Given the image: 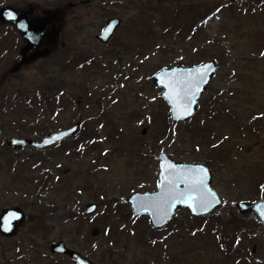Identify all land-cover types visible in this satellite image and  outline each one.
<instances>
[{
    "label": "rangeland",
    "instance_id": "374dc122",
    "mask_svg": "<svg viewBox=\"0 0 264 264\" xmlns=\"http://www.w3.org/2000/svg\"><path fill=\"white\" fill-rule=\"evenodd\" d=\"M261 1V6L250 3L245 11L239 5L231 13L230 0H46L49 10L56 3L65 8L58 26L67 39L68 56L73 61L90 56L91 61L74 71V66L67 68L59 59H46L19 73L3 74L17 53L0 54V211L17 206L26 214L13 238L0 236V264H75L50 254V245L59 241L94 264H264V226L251 215L239 214L235 207L241 201L264 200ZM33 2L44 1L0 0V8ZM188 5L196 7L189 23L184 21ZM206 9L214 14L210 21L194 20L193 16ZM113 17L121 19V26L103 45L96 35ZM216 32L227 42L223 49L212 48L207 58L201 48L207 47V36ZM126 41L130 48L137 44L138 51L128 52ZM200 59L215 60L217 71L194 116L172 124L161 89L151 77L162 68L191 67ZM98 65L104 69H96ZM54 75H62L68 84L72 79L76 83L74 89H67L60 110L50 112V107L39 105L45 96L38 90L47 76ZM76 77L88 78L87 88L82 87L87 91H79ZM165 121L177 133L193 126L199 132H192L193 140L191 136L178 138L168 133ZM75 123L80 128L72 138L43 151L30 147L13 151L6 146L10 139L39 140L45 133ZM28 125L39 131L37 136L21 134ZM212 145L217 149H211ZM161 152L178 162L174 152L183 162L205 164L206 158L214 159L209 160L211 167L205 165L223 201L218 210L202 217H191L182 210L157 233L147 216L132 215L126 197L155 191ZM88 203H97L98 209L85 216ZM31 214L41 216V225L27 219ZM235 214L239 223L227 226L224 234L216 219L226 222ZM251 220L257 225L250 224ZM238 228L241 253L234 259L236 254L229 250L233 230ZM148 242L153 250L146 248Z\"/></svg>",
    "mask_w": 264,
    "mask_h": 264
},
{
    "label": "water",
    "instance_id": "95a60500",
    "mask_svg": "<svg viewBox=\"0 0 264 264\" xmlns=\"http://www.w3.org/2000/svg\"><path fill=\"white\" fill-rule=\"evenodd\" d=\"M108 1V0H102ZM242 3L249 0H230ZM59 13L38 19L28 24L24 16L17 15L9 7L0 8V24L12 23L20 31L27 45L22 49V56L28 50L33 37L40 35L58 18ZM121 25L118 17L106 21L102 31L96 39L102 44H108ZM33 27V28H31ZM37 30L34 31V30ZM25 63L22 61L12 69L16 71ZM217 71L215 60H207L200 64L183 67L175 65L171 68H162L156 71L151 81L161 89L160 97L169 108L172 124L189 121L195 114L199 100L207 90L209 82ZM80 124L63 130L43 134L40 140L30 138H13L6 142V146L13 151H20L32 147L38 152L43 151L65 139L72 138L79 130ZM146 132L142 130V135ZM159 172L155 191L133 192L126 197L130 211L135 218L147 216L150 226L161 230L181 210L187 211L191 217L212 215L222 205L221 197L212 187V173L208 166L202 163L178 162L167 153L161 152ZM236 210L241 215H251L264 226V200L255 202L241 201L236 203ZM98 209L97 203H88L85 206V216H90ZM26 220V214L17 206L3 208L0 211V236L4 239L13 238ZM50 254L69 258L75 264H94L92 260L78 251L69 248L63 241L51 244Z\"/></svg>",
    "mask_w": 264,
    "mask_h": 264
},
{
    "label": "flooded vegetation",
    "instance_id": "af4514ba",
    "mask_svg": "<svg viewBox=\"0 0 264 264\" xmlns=\"http://www.w3.org/2000/svg\"><path fill=\"white\" fill-rule=\"evenodd\" d=\"M42 1H44L43 4H37L33 2L29 4L23 3L21 7H18L17 4L6 6L13 9L17 15L24 16L28 24H32L38 19L48 17L52 13H59V15L56 21L48 27H45L44 31L40 35H38L36 29L34 30L37 32V36L33 37V41L29 45L24 56H22L21 51L26 47L27 42L21 35L19 29L12 23L0 24V54L3 51H10V54L12 53V55L17 53V56H13L12 58V65L9 66V68L6 69L3 74L19 73L26 67L38 64L42 61H45L46 59H59V61L62 62L61 64L65 65V67L70 68L74 66V69L78 68V70L81 69V66L85 64V61H83L85 59L84 55H81L79 59L74 57V61L70 56H68L71 51L67 50V39L60 33L62 26H58L61 20L60 18L65 16L66 12L65 8L62 6V3H56L54 10H49L46 8V0ZM66 6L69 8L73 7L71 3H67ZM23 58L25 63L16 71L12 72V69L16 67ZM88 58L91 57L88 56ZM39 67L42 68L41 65Z\"/></svg>",
    "mask_w": 264,
    "mask_h": 264
},
{
    "label": "trees",
    "instance_id": "16d2710c",
    "mask_svg": "<svg viewBox=\"0 0 264 264\" xmlns=\"http://www.w3.org/2000/svg\"><path fill=\"white\" fill-rule=\"evenodd\" d=\"M254 2L255 3H258L259 6H261L263 4V2L261 0H250V1L244 2V3H230L228 5V8H230L229 11L231 13H234V9H233L234 7L239 6V5H244L242 7H244V10L246 11L247 9L250 8V5L249 4L250 3H254ZM221 7H218L217 9H215L216 10L215 17H218L217 14H218V12H220L219 9ZM185 9H188L189 12L185 13V15H184V21H186V22L189 23V21L191 20L190 14L192 12V9L193 10H196V7L195 6H192V5H190V6L188 5L187 7H185ZM239 9H240V7H239ZM176 14H177V12L175 13V15ZM213 15L214 14L212 12H209V9H206L205 12H202L200 14L198 13L196 16H193V17H194V20L196 19V21L199 20V19H202L203 22L204 21L207 22V21H210L212 19ZM195 26H196L195 23H193L192 24V28L194 29V31L196 29ZM182 27H185V25H182ZM190 27L188 28V32L190 30ZM167 30H169V29H167ZM179 30H183V28L182 29H179ZM144 31H146V30H144ZM164 32H166V31H164ZM192 33H194V32L192 31ZM220 35H221L220 33H217L216 32V33H212L210 36L209 35L207 36V38H208V45H207L206 48H204V47L201 48V49H205L207 51L206 52L207 58L209 57V55L212 54V52H214V50L212 48H217V49L220 50V49H223L225 47V44H226L227 41L224 38H222ZM125 46L128 48L127 49L128 52L135 53V52L138 51L137 50L138 49L137 44L133 45V48H130V46H131L130 42L126 41ZM193 49H194V51L198 55L201 56L198 46H194ZM115 57H118V56H115ZM83 61H85V64L81 66V69H84L85 68V65L87 63H89L91 61V59L87 57ZM201 62H202V60L200 59V62L199 63H201ZM181 64H183V63H181ZM193 65H195V64H192V66ZM100 68H103V67H101L100 65H98L96 67V69H100ZM73 70L74 71L75 70H78V68L73 69ZM61 72H62V69H61ZM76 79L79 81V84H78L79 91H87V90H82L83 89L82 87L85 86V84L87 83L86 82L87 81L86 79H88V78H77L76 77ZM65 81L66 80L64 79V77L62 75H60V76H55V75L54 76H47V80L43 84H41V86L39 87V90H38V93L40 94V96H42V97L45 96V99H42V98L39 99V105H45L46 108L50 107V110H49L50 112H54L55 110H60V108L62 107V106H60L61 102L63 101V99L67 98V95H65L67 89L68 88L74 89V83H76V82H74V79H72V82L69 83V84L67 82H65ZM84 88H87V87L85 86ZM210 111L211 110H209V113H210ZM165 124L167 125V128H168L167 131H168V133H171V134H173L175 136L178 135V138L179 137H182V136H184V137L191 136V138L193 140V138L195 136L193 137L192 132L193 131H198L199 132V130L196 129L195 126H193L190 129H188V128H181L179 130V132L177 133V132H175L176 129H171V126H170V124H169L168 121H165ZM21 131H22L21 134H23L24 136L25 135L26 136H37V134L39 133V131H35L34 132V130L31 127H29V125L26 128L23 127V130H21ZM75 139H77V138H75ZM154 139H155V136H154ZM165 139H168V138L165 137L162 140H165ZM183 141H185V140H183ZM84 144H85V146L87 145L86 146V148H87L88 147L87 141H85ZM91 145H93V142L91 143ZM79 149L81 151L82 146H80ZM211 149H217V146L212 145ZM148 150H151V149H149V147H148ZM211 151H214V150H211ZM220 152H223V151L220 150ZM174 155L175 156H178L177 158L180 161H184L183 158H182V156H180L177 152H174ZM205 160H206V163L205 164H207L209 167H211V164H210L209 160H211L213 162L214 159L213 158H206ZM109 201H116V200L115 199H110ZM27 219L30 222H32V220H34V221L36 220L41 225V216H39V215L31 214V215H29L27 217ZM239 220L237 218V215L235 214V215L232 216L231 219L227 220L226 222H223L221 219L217 218L216 219V223H218V228H220L222 230V232L224 234H226V227L227 226L232 227V224H233V227H234L235 226V223H237V224L239 223ZM250 224L257 225L256 222L253 221V220L250 221ZM245 225H246V222H244V224L242 223V227H246ZM176 227H179V224H177ZM152 230H153L154 233L155 232L157 233L156 230H154V229H152ZM238 232H239V228L233 230V234H235V235H234V238L232 240L233 242H231L232 243V246H231V248L229 250L230 252H234V254H236V256L234 257V259L236 257H239L240 256V253H241L240 252V249H238V241H237V234H238ZM146 248H150L151 250H153V247H151L150 242L146 243ZM110 252L112 253V250H110ZM112 256H113V254H112Z\"/></svg>",
    "mask_w": 264,
    "mask_h": 264
}]
</instances>
